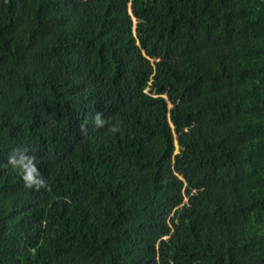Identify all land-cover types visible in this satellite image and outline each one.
<instances>
[{"label": "trees", "instance_id": "trees-1", "mask_svg": "<svg viewBox=\"0 0 264 264\" xmlns=\"http://www.w3.org/2000/svg\"><path fill=\"white\" fill-rule=\"evenodd\" d=\"M16 148L0 264H264V0H0Z\"/></svg>", "mask_w": 264, "mask_h": 264}, {"label": "clouds", "instance_id": "clouds-1", "mask_svg": "<svg viewBox=\"0 0 264 264\" xmlns=\"http://www.w3.org/2000/svg\"><path fill=\"white\" fill-rule=\"evenodd\" d=\"M86 123L87 121L81 125L82 130H85ZM93 123L97 129L105 128L107 125V130L110 133H118L121 131L119 122L111 123L110 120L104 119L103 114L99 112L95 114ZM8 167L18 172L26 189L40 191L41 189L47 188V182L37 167L36 156L30 155L27 148L13 149L8 156L7 163L0 164V169Z\"/></svg>", "mask_w": 264, "mask_h": 264}]
</instances>
